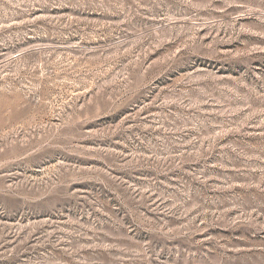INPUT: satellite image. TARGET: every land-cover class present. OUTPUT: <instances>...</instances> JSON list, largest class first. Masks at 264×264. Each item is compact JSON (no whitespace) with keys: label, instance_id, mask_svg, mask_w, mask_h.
<instances>
[{"label":"rangeland","instance_id":"rangeland-1","mask_svg":"<svg viewBox=\"0 0 264 264\" xmlns=\"http://www.w3.org/2000/svg\"><path fill=\"white\" fill-rule=\"evenodd\" d=\"M0 264H264V0H0Z\"/></svg>","mask_w":264,"mask_h":264}]
</instances>
